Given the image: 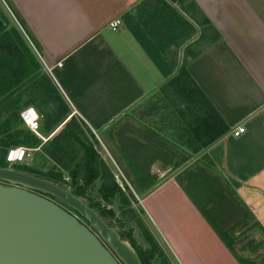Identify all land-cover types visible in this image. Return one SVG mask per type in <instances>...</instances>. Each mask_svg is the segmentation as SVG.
Masks as SVG:
<instances>
[{"label":"crops","instance_id":"0c3cea01","mask_svg":"<svg viewBox=\"0 0 264 264\" xmlns=\"http://www.w3.org/2000/svg\"><path fill=\"white\" fill-rule=\"evenodd\" d=\"M168 1L174 8L179 5L178 0ZM189 1L197 5V10L193 19L190 15L187 19L194 29L187 41L195 44L203 39L206 45L194 50L182 65L228 126V132L207 147L186 131L189 116L183 113L185 103L172 91H162L174 74L166 78L126 26L128 14L138 11L135 20L141 22L143 18L147 23V13L157 4L153 6L148 0H33V8L22 7L23 17L16 19L31 42L28 45L35 48L56 90L70 107L72 116L65 122L79 117L99 136L122 121L118 137H113L120 143L118 147L133 158L131 164L143 167L141 162L147 159V167H156L154 159L163 158L167 164L177 154L167 151L163 141L160 144L155 140L151 146L147 141L154 140L152 135L138 130L135 118L154 120L152 110L165 107L168 120L172 104L181 120L175 121L176 134L169 136L174 126L164 120L166 111L162 110V136L181 141L194 163L206 157L264 230V0ZM205 18L210 24L204 22ZM117 20L122 24L115 31L111 23ZM202 27L208 29L207 39L201 37ZM195 34L200 36L190 41ZM25 86L13 90L10 100L19 99L17 105L0 107V123L14 109L21 113ZM158 90L164 97L159 106L152 99ZM133 113L134 117L124 120ZM241 127L246 131L236 137L235 131ZM178 177L171 175L158 181L145 197L150 203L146 210L174 255L155 237L170 262L243 264L246 257L240 260Z\"/></svg>","mask_w":264,"mask_h":264},{"label":"trees","instance_id":"16d2710c","mask_svg":"<svg viewBox=\"0 0 264 264\" xmlns=\"http://www.w3.org/2000/svg\"><path fill=\"white\" fill-rule=\"evenodd\" d=\"M156 1L157 7L147 13V19H149L145 29L141 24L131 23L128 28L162 74L169 78L174 74L177 63H164L163 65L160 57L172 52L173 46L178 48L184 41H187L194 29L188 21L181 18V15L167 0ZM184 1L178 0L187 12L190 8H187ZM189 6L194 11L197 10V5L194 2H190ZM17 19L19 20V18ZM204 22L210 24L206 18ZM27 84L34 92L43 94L47 103L53 104V112L43 111V115L47 117L45 124L49 132L47 135H52L58 128H61L52 135L46 144H43L41 137L33 134L24 126L20 109L10 111L7 119L0 123V167H10V163L7 162L10 149L19 146L36 148L42 146L51 159L62 164L59 171L53 169L42 177L41 173L27 165H16L13 168L52 180L61 186L67 173L71 180V187L75 189L74 193L82 199H85L87 189L101 179L103 183L99 194L104 203L95 202L94 204L88 203V205L107 220L109 213L106 204H111L115 198L119 197L123 205L129 206L124 209V215L138 221L135 219L132 204H130L132 195L130 194V198L127 197L110 168L99 167V155L93 146L84 144L79 138L78 131H81L82 127L77 125V132L71 129L72 125L76 123V118L73 116L65 122L69 116V109L65 101L56 90L50 77L43 73L41 63L18 28L11 26L9 17L0 5V107L6 104L17 105L20 102L19 99L10 100L14 94L13 90ZM162 91L164 93L172 91L174 97L185 103L183 113L190 117H188L186 131H189L196 141L199 138L202 146L207 147L228 132V126L193 79L186 65L179 68L178 72L162 88ZM31 102L27 101L26 105L31 107ZM20 124H23L26 129ZM87 131L93 136V132L88 127ZM73 141L79 142L85 149V173L83 175H81L79 166L72 168L66 162L63 163V158L66 157L71 161L74 160L68 151ZM184 186L228 245L231 243L229 233L231 227L243 222L246 224L245 227L251 228L252 218L256 225L260 226L252 212L236 197L223 176L213 177L205 171H190ZM126 187L128 186L126 185ZM202 196L211 201L209 203L201 202ZM145 236L150 245V249L145 251L137 248L131 234L128 239L137 249L142 263L152 264L155 256L163 254V251L152 232L145 230Z\"/></svg>","mask_w":264,"mask_h":264},{"label":"rangeland","instance_id":"374dc122","mask_svg":"<svg viewBox=\"0 0 264 264\" xmlns=\"http://www.w3.org/2000/svg\"><path fill=\"white\" fill-rule=\"evenodd\" d=\"M148 1H150L149 3H153V6L157 4L156 0H148ZM184 2L185 5L188 6L187 8H190V10L187 12L182 8L180 3L177 8L176 6L175 8L174 6L172 7L179 15H181L182 19L187 21L189 15L191 16L192 19L196 16V11H194L189 6L190 4L189 0H185ZM0 5L3 8L4 12L6 13V15L9 17L11 26H16L20 31V33L25 37L26 41L31 44V42L27 39L26 32H24V30L18 23L16 17L17 18L23 17V12L21 11L22 7L32 9L33 0H0ZM138 15H139V11L131 15L128 14V23H126V26L128 27L130 23L136 24L137 22H139V19L135 20L138 17ZM196 18L198 19L199 16H197ZM140 21L141 22L139 23L143 25V28L145 29V25H146L145 20L142 18V20ZM158 22H160V20H158ZM208 33H209L208 29H205L204 27H202V29L200 30L201 37L207 36L206 39L209 37ZM200 34L198 36L196 34L193 35L190 41H192L194 37L195 39L198 38ZM152 39H154V37H152ZM198 42L201 43L195 42V44H190L189 41H184L181 45H179L178 48L176 46H173L174 48H172V52H168V54H164L163 56L160 57L161 62L163 63V65L164 63L171 64L173 62H176L177 68L174 70V75H175L178 72L180 66L182 64H185L188 61V58H190L193 55L194 50L197 51L200 47L202 48L204 45H206V43L203 44L204 43L203 39L199 40ZM30 47L32 48L33 46L31 45ZM33 48L32 50L34 51L36 57L38 58L39 62L42 65L43 73L47 74L48 72H46L42 59L37 54L35 48L34 49ZM163 98L164 97L162 96L161 91L159 90L152 97V99L158 101L157 106H159L160 101ZM27 101H32L31 106L37 107V110L41 115L40 133L44 136L45 140L42 138L41 139L44 142L43 144H46L47 141L49 140L48 137L50 135H47L49 133L45 126L47 117L43 115V111L48 113L53 112L54 111L53 104L47 103L46 102L47 100L45 96H43V94H38L33 90H31L29 84L25 86V90L22 92V103H21L22 111L25 110L26 107H28L26 105ZM170 105L172 107L171 106L169 107L170 114L168 116V120H167L168 111H166L167 108L165 107H160L157 109L155 108L152 110L153 116L155 117L154 120L151 119L146 120L143 117H139V119L135 118V120L137 121L136 124L138 127L137 129L146 131L147 133L149 132L152 135V138L154 140L147 141L148 143L151 144V146L156 144L155 140L160 142V144H162L163 141L165 143L164 146L165 147L168 146L167 151H171L173 154L174 153L177 154L176 157L174 156L175 155L174 154L173 155L174 158L172 160H170L171 159L170 158L167 164L163 162V158L161 159L162 161L154 159V164L156 165V167H147L146 164L147 159L141 162L145 164L143 165V167H138V165L131 164L133 158H130L128 156L127 151L121 150V148L118 147L120 143L119 144L116 143L113 137L115 138V135L116 137H118L117 128L120 125L119 123H122V121L119 122L116 121V123L111 125L107 130L101 132L99 136L96 135L95 133H93L92 136L87 131L88 125H86L79 117H75L76 123L72 125L71 129L77 132L78 131L77 125L82 127V130L78 131L79 138L81 139V141H83L84 144L93 146V148L99 155V163H98L99 167L110 168L116 180L119 182V185L126 193L127 197L130 198V194L133 197L130 198L131 201L130 204H132L131 207L133 209L135 219H138V221L132 220L126 215H124V209L129 206L123 205L119 197L115 198L111 204L105 203L107 205V212L109 213L107 221L111 223L114 227H116L121 232L124 239H126L129 242L130 240L128 239V236L131 234L135 240V244L137 248L142 251L150 249V245L146 240L145 230L152 232L154 236L162 242L163 246H165V249L169 251L170 255L174 257L172 251H170L171 249L164 241L158 225L155 223V221L151 218V215L146 210L147 209L146 206L148 205L150 206V203L146 202L147 199L145 197L154 189V185H156L158 181L161 182L162 180L170 177L171 175H178L179 176L178 178L182 180L184 184H185V180L188 177V173L190 171H198V172L205 171V173L213 177L222 176V175L214 167L209 166V162L206 157L202 156L199 162L194 163L193 161H191L192 159L191 155L182 149L181 141H177L176 139L167 140L165 139L164 136H162V128H163V123H162L163 116L161 114L162 110L166 111L164 120L166 119L167 122L169 121L170 126L171 125L174 126L173 128L169 129V136H174L176 134L177 127L175 126L176 125L175 121L178 119L177 109L176 107H173L172 104ZM66 106L69 109V116L67 117L69 118L70 116H72V112L67 104ZM128 117H134V113L127 114L124 117V120L128 121ZM178 120H181V118H179ZM167 122H165L164 124L165 127L167 125ZM127 125L128 124H125L124 127H128ZM20 126L24 127L23 124H20ZM124 130H125L124 132L128 131V129H124ZM17 148H24L25 156L23 160L18 161L14 164H10V167L13 168V166L16 165H27L29 167L34 168L39 173H41L40 176L47 175V173L52 171L53 169L57 171L60 170L62 164L60 165V163L51 159L45 153V150L43 149L42 146L38 148L19 146L14 149ZM68 151L70 155L74 158V160L71 161L68 157H66L63 158L64 159L63 163L66 162L68 166L72 168L79 166L81 175H83L85 173V169H84L85 149L79 142L73 141L72 145L68 148ZM174 159H176V161H179L181 163H177L176 161H174ZM170 164H174L175 167H167ZM177 164H180L179 167H176ZM183 165H187V166L192 165V166L181 167ZM65 175L66 177L62 183V186L66 189H72L71 180L67 173ZM102 183L103 181L100 179L96 181L93 186L89 187L86 191L85 199L83 200L89 204H94L95 202L104 203L102 197L99 194V189ZM126 185L129 188L126 187ZM38 194L47 198L50 201H53L54 203L58 204L65 210L69 211L70 213L78 217L85 225L91 228L90 224L85 219L79 216L75 211H73L70 207L62 203L60 200L55 199L49 195H44L41 193ZM200 200L203 203L204 202L209 203V201H211L209 200V198L206 197L203 198V196ZM142 209L144 212L142 211ZM245 225L246 224L242 222L230 228L231 229L229 230L230 239H231L230 246L234 250V252L238 255L240 260L241 258L246 257L245 259L244 258L242 259L243 264H264V230L260 226L256 225V223L253 221V218L250 224L252 225L251 228H248V226L245 227ZM152 264H172V263L170 262L166 254L163 252V254L161 255L158 254L155 256V259L153 260Z\"/></svg>","mask_w":264,"mask_h":264},{"label":"water","instance_id":"95a60500","mask_svg":"<svg viewBox=\"0 0 264 264\" xmlns=\"http://www.w3.org/2000/svg\"><path fill=\"white\" fill-rule=\"evenodd\" d=\"M0 182V264H143L137 249L75 189L12 167H0ZM38 193L60 200L92 229Z\"/></svg>","mask_w":264,"mask_h":264},{"label":"built area","instance_id":"2783aa9c","mask_svg":"<svg viewBox=\"0 0 264 264\" xmlns=\"http://www.w3.org/2000/svg\"><path fill=\"white\" fill-rule=\"evenodd\" d=\"M122 22L120 20L114 21L111 23V28L113 30H117ZM21 120L24 124V126L30 130L33 134L41 137L40 135V120H41V115L39 112L36 110L34 107H27L25 110L22 111L21 113ZM246 131L245 127L239 128L237 131H235V136L239 137L242 134H244ZM25 156V149L24 148H17L10 150L8 155H7V162L10 164H14L18 161L23 160Z\"/></svg>","mask_w":264,"mask_h":264}]
</instances>
